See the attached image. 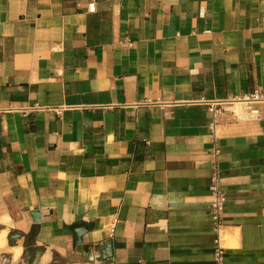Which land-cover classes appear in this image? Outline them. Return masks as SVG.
Here are the masks:
<instances>
[{
  "label": "crops",
  "instance_id": "crops-1",
  "mask_svg": "<svg viewBox=\"0 0 264 264\" xmlns=\"http://www.w3.org/2000/svg\"><path fill=\"white\" fill-rule=\"evenodd\" d=\"M254 90L264 0H0V224L44 261L215 264L217 163L226 263L264 264V105L208 128Z\"/></svg>",
  "mask_w": 264,
  "mask_h": 264
},
{
  "label": "built area",
  "instance_id": "built-area-1",
  "mask_svg": "<svg viewBox=\"0 0 264 264\" xmlns=\"http://www.w3.org/2000/svg\"><path fill=\"white\" fill-rule=\"evenodd\" d=\"M220 108H217L215 103L210 105V109L213 112L212 120L208 124L209 135L213 142V151L216 155L218 153L216 126L219 116L223 113L231 115L233 118L240 119L252 114L255 117L260 116V110L252 107L255 103H261L264 105V92L260 90H254L251 93L236 97L234 99L223 102ZM210 190L212 193L211 199V217L213 221V229L216 233L215 247H214V262L215 264H227L226 263V248L222 245V214L225 211L226 196L222 189V177L220 169L217 163L213 166V172L211 176Z\"/></svg>",
  "mask_w": 264,
  "mask_h": 264
},
{
  "label": "flooded vegetation",
  "instance_id": "flooded-vegetation-1",
  "mask_svg": "<svg viewBox=\"0 0 264 264\" xmlns=\"http://www.w3.org/2000/svg\"><path fill=\"white\" fill-rule=\"evenodd\" d=\"M0 225V232L4 228H7L4 224ZM16 229L19 228H13L8 230L7 239L8 235L14 233ZM35 234L36 231L34 228H32L30 232L24 236L23 241H21L22 238L12 241L8 240V245L11 247L21 245L22 252L18 258H14V254L11 251H0V264H67L65 260L59 261L56 254H53L49 260L44 261L43 258L45 255L46 248L44 246L36 244ZM25 244L28 245V247H23V245Z\"/></svg>",
  "mask_w": 264,
  "mask_h": 264
},
{
  "label": "water",
  "instance_id": "water-1",
  "mask_svg": "<svg viewBox=\"0 0 264 264\" xmlns=\"http://www.w3.org/2000/svg\"><path fill=\"white\" fill-rule=\"evenodd\" d=\"M37 214H38L37 211L31 213V215H33V221L34 222H37L39 220V217L35 216ZM0 227H1V225H0ZM85 232H87V228L83 227V226H79L76 230H74V233H75L74 244L75 245H78L82 242V238H83V235L85 234ZM25 235H26V233L24 230L16 229L14 233L8 235V240L12 241V240L21 239ZM23 247H28V245L25 244V245H23ZM30 248H31V246H30Z\"/></svg>",
  "mask_w": 264,
  "mask_h": 264
},
{
  "label": "bare ground",
  "instance_id": "bare-ground-1",
  "mask_svg": "<svg viewBox=\"0 0 264 264\" xmlns=\"http://www.w3.org/2000/svg\"><path fill=\"white\" fill-rule=\"evenodd\" d=\"M6 250V251H11L14 254V258H18L21 255L22 252V246H15L11 247L8 245L7 242V230L4 229L0 232V251Z\"/></svg>",
  "mask_w": 264,
  "mask_h": 264
},
{
  "label": "rangeland",
  "instance_id": "rangeland-1",
  "mask_svg": "<svg viewBox=\"0 0 264 264\" xmlns=\"http://www.w3.org/2000/svg\"><path fill=\"white\" fill-rule=\"evenodd\" d=\"M7 233H8V229H7ZM7 241H8V239H7Z\"/></svg>",
  "mask_w": 264,
  "mask_h": 264
}]
</instances>
